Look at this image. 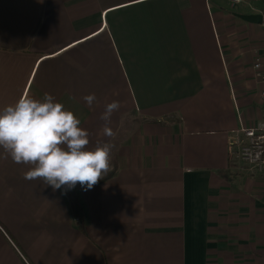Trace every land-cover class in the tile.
<instances>
[{
	"label": "crops",
	"instance_id": "crops-1",
	"mask_svg": "<svg viewBox=\"0 0 264 264\" xmlns=\"http://www.w3.org/2000/svg\"><path fill=\"white\" fill-rule=\"evenodd\" d=\"M263 28L260 0H0V108L47 92L114 145L91 189L0 149V264H264V173L231 157L264 116Z\"/></svg>",
	"mask_w": 264,
	"mask_h": 264
},
{
	"label": "clouds",
	"instance_id": "clouds-1",
	"mask_svg": "<svg viewBox=\"0 0 264 264\" xmlns=\"http://www.w3.org/2000/svg\"><path fill=\"white\" fill-rule=\"evenodd\" d=\"M91 107L95 93L83 97ZM118 100L104 106L100 119L105 121L102 134L113 138L110 127L113 114L119 111ZM90 132L81 119L50 93L41 98L22 94L14 103L0 108V149L17 164L29 165L23 173L28 181L40 180L54 190L71 189L79 183L93 188L111 171L110 142L89 147Z\"/></svg>",
	"mask_w": 264,
	"mask_h": 264
},
{
	"label": "built area",
	"instance_id": "built-area-1",
	"mask_svg": "<svg viewBox=\"0 0 264 264\" xmlns=\"http://www.w3.org/2000/svg\"><path fill=\"white\" fill-rule=\"evenodd\" d=\"M233 4L250 3L259 0H229ZM263 1L264 0H260ZM264 39V28H263ZM255 71L261 79L263 89L260 103L264 107V55L258 56L253 64ZM241 135L233 144L231 157L243 162L246 170L252 174L264 173V116L251 126L242 123L238 131Z\"/></svg>",
	"mask_w": 264,
	"mask_h": 264
},
{
	"label": "water",
	"instance_id": "water-1",
	"mask_svg": "<svg viewBox=\"0 0 264 264\" xmlns=\"http://www.w3.org/2000/svg\"><path fill=\"white\" fill-rule=\"evenodd\" d=\"M241 17L245 20H248L250 22H260L262 23V16L261 15H255V14H248V15H241Z\"/></svg>",
	"mask_w": 264,
	"mask_h": 264
}]
</instances>
